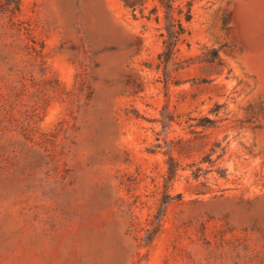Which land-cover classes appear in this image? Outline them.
<instances>
[{
  "label": "rangeland",
  "instance_id": "374dc122",
  "mask_svg": "<svg viewBox=\"0 0 264 264\" xmlns=\"http://www.w3.org/2000/svg\"><path fill=\"white\" fill-rule=\"evenodd\" d=\"M190 1L0 0V264H264V0Z\"/></svg>",
  "mask_w": 264,
  "mask_h": 264
},
{
  "label": "trees",
  "instance_id": "16d2710c",
  "mask_svg": "<svg viewBox=\"0 0 264 264\" xmlns=\"http://www.w3.org/2000/svg\"><path fill=\"white\" fill-rule=\"evenodd\" d=\"M177 0H160L161 6L164 8V32L162 33L163 36V52L162 56L166 59L172 57L175 52L176 46L180 39L184 37L187 33V29L183 24L184 22H190L192 19V2L190 0L186 1L184 6H174V3ZM126 7L131 9L134 16L136 15L137 11L144 15V0H123ZM179 16H182V19L175 16V12ZM151 14H156V11L150 12ZM158 19V16L156 17ZM175 175V166L171 162L168 177L166 179L169 182Z\"/></svg>",
  "mask_w": 264,
  "mask_h": 264
}]
</instances>
